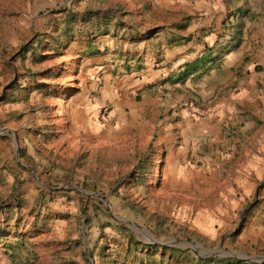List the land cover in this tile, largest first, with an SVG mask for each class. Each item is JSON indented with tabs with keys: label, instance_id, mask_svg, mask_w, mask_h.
<instances>
[{
	"label": "rangeland",
	"instance_id": "1",
	"mask_svg": "<svg viewBox=\"0 0 264 264\" xmlns=\"http://www.w3.org/2000/svg\"><path fill=\"white\" fill-rule=\"evenodd\" d=\"M196 25V33H264V0H0V130H8L0 133V233L16 243L15 264H201L199 258L209 257L264 263V167L243 212L220 213L229 203L225 190L236 187L237 167L224 163L241 156L236 149L264 155V118L251 119L247 132L237 123L205 141L196 132L204 117L194 110L205 102L188 94L179 110H188L185 116L158 118L174 119V140L158 133L108 140L69 132L52 117L51 104L40 120L44 132L27 112L39 95L102 82L112 65V77H121L134 57L139 65L157 47L158 34L189 33ZM203 57L178 79L216 59ZM195 82L186 90L197 95L192 87L202 81ZM136 100L139 105L141 96ZM146 112L157 119L154 105ZM108 125L115 132L121 127ZM184 126L190 130L182 134ZM172 144L184 151V158L175 157L192 171L191 183L181 178L172 186L166 178L163 161ZM43 186L54 191L42 195ZM210 216L216 230L204 229ZM224 234L231 238L226 246ZM133 241L181 252L162 257L160 248L151 256Z\"/></svg>",
	"mask_w": 264,
	"mask_h": 264
},
{
	"label": "crops",
	"instance_id": "2",
	"mask_svg": "<svg viewBox=\"0 0 264 264\" xmlns=\"http://www.w3.org/2000/svg\"><path fill=\"white\" fill-rule=\"evenodd\" d=\"M198 27L199 25H196L188 29L189 33L158 34L157 47L151 49L150 54H146L145 60L140 61L139 65H137V58L134 57V60L128 63L131 67L124 66L129 70L128 73H123L121 77H112V73L115 72V67L112 65L110 72L102 77V82L99 79L95 80L90 88L80 87L82 85L80 84L73 89L72 87L64 88L61 94L39 95L40 98L42 97L38 101L39 105H33V109L27 111L28 115L37 121L35 125L44 129L42 131L44 132L46 120L44 125L40 120L46 119V107L51 104L54 109L52 117L65 125L69 132L77 130L78 133L83 132L94 137L105 136L108 140L132 133L146 138L158 133L160 139L164 134L168 137L164 140L171 141L174 140L173 134L176 128L174 119H171V122H164L158 118L162 117L161 113H168V118L177 113L185 116L189 111L179 110L186 105V102H190L189 94L191 97L198 96L205 102L204 109H194L204 117L198 120L196 132L205 141L211 139L213 135L220 134L221 131L222 133L230 131V127L237 123L243 125L240 129L247 132L250 126H254V120L250 121L251 119L264 118V33H229L230 36L226 33H196ZM215 43L217 45H214ZM210 54L213 59L216 58L213 63L203 62L202 69L178 79L179 74H184L186 66L201 61V57L206 58ZM258 65L261 67L257 69ZM96 66L92 69L93 72ZM197 79L202 82L199 85H193L192 91L197 94L195 95L186 88L192 86L190 84L192 81L196 83ZM195 87L199 89L195 90ZM66 94H68L67 97ZM139 96H141V103L138 105L136 97L139 98ZM112 102L118 104L116 109L112 110L107 106ZM9 105L13 110H19V107ZM153 105L157 110V119L151 121L146 111ZM129 118L133 122L128 125ZM66 119L68 121L65 122ZM112 122L120 124L118 132L108 125ZM177 126L180 125L177 124ZM182 129V134L190 130L186 126ZM167 135H171L172 139ZM173 145L167 146L166 159L163 161L166 178L172 181V186L181 178L191 183L193 173L189 168H180L181 159L175 157L180 151L176 152ZM234 152L241 156L233 155V159H228V162L224 164L237 167L233 174L236 187L229 182L226 183L231 187H227L222 197L228 199L229 203L221 205L220 213L222 214L230 213V211L239 212V214L243 212V203L253 196L254 183L260 180L264 167V155L249 154L247 149H241L240 152L236 149ZM180 153L184 158V151ZM205 163H210L208 158ZM210 169L212 167L208 166L203 171L209 173ZM205 213L209 212L205 211ZM207 222L205 230L211 231L220 227L212 216ZM227 235L230 234L221 235L223 239L221 238L220 243L223 246L231 240ZM241 243H244V239L237 240V244ZM254 244L251 243V248H254ZM14 246L16 243L12 238L0 237V264H15L20 261L14 253ZM245 264L259 263L246 260Z\"/></svg>",
	"mask_w": 264,
	"mask_h": 264
},
{
	"label": "trees",
	"instance_id": "3",
	"mask_svg": "<svg viewBox=\"0 0 264 264\" xmlns=\"http://www.w3.org/2000/svg\"><path fill=\"white\" fill-rule=\"evenodd\" d=\"M41 188V192H42V195L44 192H52L54 191L52 188L50 187H47V186H43V187H40ZM253 208H256L258 206L256 205H252ZM248 213V211H245L244 213V217L245 215ZM244 217H243V220H244ZM91 223V220L88 219V222H87V226H89V224ZM11 237L9 235V233H0V237ZM134 245L136 248H141V250H144V253H148L149 255H156L158 253H160V251H157V249H162L163 252H161V255L162 257L166 256V252H171V253H175V252H181V251H178L177 249H174V248H170V247H160V246H151V245H144V244H141L139 242H136V241H133ZM198 262L201 263V264H214V263H222V264H245V261H241V260H216V258H207V259H202V258H199L198 259Z\"/></svg>",
	"mask_w": 264,
	"mask_h": 264
},
{
	"label": "water",
	"instance_id": "4",
	"mask_svg": "<svg viewBox=\"0 0 264 264\" xmlns=\"http://www.w3.org/2000/svg\"><path fill=\"white\" fill-rule=\"evenodd\" d=\"M8 130H0V133H4V132H7ZM18 151V150H17ZM19 155V154H18ZM20 162H21V164L22 165H24L23 163H22V161L21 160H19ZM28 169H29V167H27ZM86 226V224H84V227ZM156 245H159V243H155ZM187 244H189V245H191L190 243H187ZM160 245H161V243H160ZM216 253V252H215ZM214 255H216V254H214ZM204 258H206V256L204 257Z\"/></svg>",
	"mask_w": 264,
	"mask_h": 264
}]
</instances>
